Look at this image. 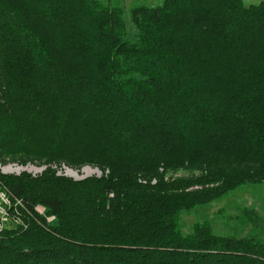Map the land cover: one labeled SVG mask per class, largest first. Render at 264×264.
I'll return each instance as SVG.
<instances>
[{
  "label": "trees",
  "instance_id": "16d2710c",
  "mask_svg": "<svg viewBox=\"0 0 264 264\" xmlns=\"http://www.w3.org/2000/svg\"><path fill=\"white\" fill-rule=\"evenodd\" d=\"M130 12L133 40L119 0H0V162L45 168L0 175L21 206L0 264H264V242L182 223L264 183V0Z\"/></svg>",
  "mask_w": 264,
  "mask_h": 264
},
{
  "label": "rangeland",
  "instance_id": "374dc122",
  "mask_svg": "<svg viewBox=\"0 0 264 264\" xmlns=\"http://www.w3.org/2000/svg\"><path fill=\"white\" fill-rule=\"evenodd\" d=\"M123 9V20L126 26L127 38L133 40L134 27L131 22V8L139 0H119ZM157 3H154L155 5ZM31 167V168H29ZM32 175H40L44 168L29 165ZM57 174L67 176L74 180H81L86 177H100V172L93 168H83L80 171L70 170L66 167L57 168ZM185 175L184 171L177 172L174 177ZM241 208H249L257 213L262 220L256 226L241 228L236 218ZM195 222H206L215 234L222 236H248L264 242V183L258 185H246L238 191L219 199L207 206L194 209L190 214H184L182 223L185 231ZM242 229V231H241Z\"/></svg>",
  "mask_w": 264,
  "mask_h": 264
},
{
  "label": "built area",
  "instance_id": "2783aa9c",
  "mask_svg": "<svg viewBox=\"0 0 264 264\" xmlns=\"http://www.w3.org/2000/svg\"><path fill=\"white\" fill-rule=\"evenodd\" d=\"M28 166L29 165L20 166L13 162H6V163L0 162V175L18 176L24 172L32 175L29 169L31 167L28 168ZM1 189L2 187L0 185V232L3 231L8 226H10V224H15V225L21 224V222L15 218V212L17 210V207H21L20 202L13 203L11 201L10 196L4 190ZM36 211L39 213V215L44 214V209L41 207H37ZM53 219H54L53 217L47 218V222H51Z\"/></svg>",
  "mask_w": 264,
  "mask_h": 264
}]
</instances>
